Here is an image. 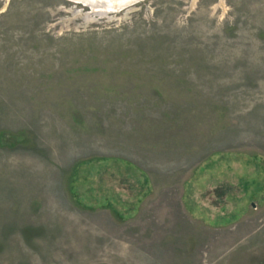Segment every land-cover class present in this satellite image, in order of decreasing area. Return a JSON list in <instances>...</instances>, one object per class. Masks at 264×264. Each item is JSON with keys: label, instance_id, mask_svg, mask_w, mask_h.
<instances>
[{"label": "rangeland", "instance_id": "374dc122", "mask_svg": "<svg viewBox=\"0 0 264 264\" xmlns=\"http://www.w3.org/2000/svg\"><path fill=\"white\" fill-rule=\"evenodd\" d=\"M97 1L0 0V264H264V0Z\"/></svg>", "mask_w": 264, "mask_h": 264}, {"label": "bare ground", "instance_id": "6f19581e", "mask_svg": "<svg viewBox=\"0 0 264 264\" xmlns=\"http://www.w3.org/2000/svg\"><path fill=\"white\" fill-rule=\"evenodd\" d=\"M75 1H79V2H80V1H83V0H75ZM96 1H97V0H96ZM126 1H127V0H122V1H120V4H116V3H119V2H116V3H115L116 5L112 6V8L117 9L119 6L125 5V4H127ZM135 1H136V0H135ZM86 2H88V4L91 5V6L93 5V7H94L95 4H96V6H97V2H98V1H97L96 3H94L93 1H86ZM100 2H101V1H100ZM100 2H99V3H100ZM105 2H106V1H105ZM131 2H132V1H131ZM131 2H130V3H131ZM133 2H134V1H133ZM76 3H77V2H76ZM80 3H81V2H80ZM128 3H129V2H128ZM110 4H111V3H110ZM105 5H106V4H105ZM98 7H99V6H98ZM105 7H106V6H105ZM110 9H111V8H110Z\"/></svg>", "mask_w": 264, "mask_h": 264}, {"label": "crops", "instance_id": "0c3cea01", "mask_svg": "<svg viewBox=\"0 0 264 264\" xmlns=\"http://www.w3.org/2000/svg\"><path fill=\"white\" fill-rule=\"evenodd\" d=\"M197 197H198V196H197ZM195 202H196V204L198 205L199 202L196 200V198H195ZM134 208H135V207H134ZM135 212H136V211H135ZM135 212H134V213H135Z\"/></svg>", "mask_w": 264, "mask_h": 264}]
</instances>
